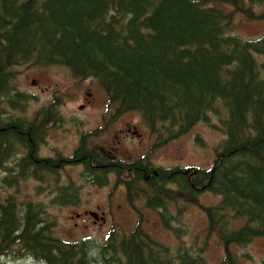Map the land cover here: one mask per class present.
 Masks as SVG:
<instances>
[{
  "label": "trees",
  "instance_id": "obj_1",
  "mask_svg": "<svg viewBox=\"0 0 264 264\" xmlns=\"http://www.w3.org/2000/svg\"><path fill=\"white\" fill-rule=\"evenodd\" d=\"M222 3L249 20L264 21V0H0V163L14 155L15 144L27 150L10 180H3L7 187L34 177L55 192L52 205L79 198L72 182L60 184L55 161H38L37 146L48 123L57 120L56 111L12 120L2 109L3 102L13 110L24 107L11 82L14 65H63L76 77H94L117 115H142L156 136L154 146L199 121L223 133L206 169L154 168L145 155L118 161L91 147L89 134L67 158L82 163L80 175L97 185L114 173L129 204L136 208L146 197L143 205L158 207L164 228L178 239L187 227L182 208L168 210L171 197L178 195L186 205L201 191L219 196L205 208L203 247L181 245L163 258L165 249L140 226L127 238L111 229L102 242L66 241L54 234L56 219L45 204L8 193L0 197V257L45 264H209L204 249L211 234L228 248L264 237V34L244 40L227 33L234 12L214 5ZM217 264L238 263L230 252Z\"/></svg>",
  "mask_w": 264,
  "mask_h": 264
},
{
  "label": "rangeland",
  "instance_id": "obj_2",
  "mask_svg": "<svg viewBox=\"0 0 264 264\" xmlns=\"http://www.w3.org/2000/svg\"><path fill=\"white\" fill-rule=\"evenodd\" d=\"M221 6L227 11L232 9L227 4H221ZM255 9L259 10L260 6L256 5ZM233 24V33L245 39H248V37L256 38L264 34L263 22L247 21L240 13L234 14ZM15 73L14 81L20 91L25 93L27 97L24 107L16 109L15 112L17 113L14 114L15 117L22 116L20 118H27L36 115L40 107L53 100L54 95H59L53 94V91L56 89L62 95V98L57 102L58 105L60 104L59 108L63 117L67 119V123L61 128L53 129L47 135V141H45L44 145L47 154L60 152L63 155H67L76 144L78 138L76 129L79 122L82 121L83 124L80 125V128L83 130L97 125L102 120L104 111V105L102 103L105 102L106 97L92 78L77 80L69 74L66 68L57 65L47 67L25 65L20 66L18 71L15 70ZM88 87L94 92L93 99L91 97L87 98V95L84 94L88 90ZM81 104H85L86 106L83 109H79L78 106ZM210 115L211 120L216 122V116ZM110 125L108 132L99 138L101 140L99 141L100 144L113 146L118 136V139H121L120 146L116 147L118 153L136 155L147 150L153 152L152 158L156 163L168 167H172L173 165H191L200 168H209L215 157V150L223 138V135L218 130L210 127L204 121H199L190 131L177 139L166 143L165 146L153 148V140L148 139L144 145L138 144L137 146L136 143L134 145L129 144L127 136L123 137L126 129L130 130L133 126L140 129V132L143 134L144 132L141 130L146 132L141 120L136 114L124 115L118 120L116 125ZM78 170V167H66L61 171L62 180L67 181L69 177L79 179ZM110 183V188L108 186L96 188L86 185L81 180L79 184L85 186L81 187L82 200H79L74 205L65 204L61 207L47 204L52 197V188L48 185V182L34 178L23 181L18 191H15L13 188L8 189L5 186L6 184H2V187H0V197L4 199L8 193L15 192V195L19 194L21 198L42 201L41 203L46 205L47 211L51 213L50 215L53 214L52 216L56 219L54 234L63 239L72 241H78L83 238L103 240L107 230L112 227V223L118 227L119 231L128 233L135 226L137 220V214L131 210L126 200L124 201L123 192L118 190L109 197L113 185L112 177ZM35 185L37 186L35 187ZM111 199L113 202L109 203ZM173 199H175L174 205L181 202H179L180 198L176 194L171 197V201ZM218 200L219 198L217 196L209 193H202L198 197L189 199L182 220L187 224L190 233L184 240H178L180 244L181 242L182 244L186 242L192 244L194 235L201 233L202 235L199 236L201 239H194V246H199L200 248L204 246L203 238L206 236L204 227L207 223L205 208L210 204H215ZM180 205L182 206V204ZM137 208L147 216L146 211L149 210H144V205H137ZM85 210L105 211L106 220L103 222L99 220L94 223L92 218H88L82 214ZM76 213H79L78 217H76ZM237 224H240V222H237ZM144 226L152 234L151 237L153 239L166 245L169 250L171 249L170 251L177 249L179 243L168 230L161 228L159 217L155 212L151 211L148 214V222ZM208 238L204 254L210 264H216L226 255V250L218 242L216 234H211ZM232 249L236 255H246L240 259L242 264H264V239L262 238L254 239L245 247L232 246ZM0 264L45 263L26 257L11 260V258L3 256L0 257Z\"/></svg>",
  "mask_w": 264,
  "mask_h": 264
},
{
  "label": "flooded vegetation",
  "instance_id": "obj_3",
  "mask_svg": "<svg viewBox=\"0 0 264 264\" xmlns=\"http://www.w3.org/2000/svg\"><path fill=\"white\" fill-rule=\"evenodd\" d=\"M85 94L89 97V96H91V93L90 92H88V91H86L85 92ZM87 97V98H88ZM91 99H93V98H91ZM88 101L89 102H91V100H89L88 99ZM86 105L85 104H81V105H79V107L80 108H84ZM48 125L49 126H51V124L50 123H48ZM52 127V126H51ZM135 129V128H134ZM127 131H130V135H131V139L133 140L134 139V136H132V134H135L136 132H135V130L134 131H131V130H129V129H127ZM137 137H138V139H139V144L140 145H142L143 144V140H141V136L139 137V134L137 135ZM116 138H118V136L116 137ZM78 140H79V138H78ZM78 140H77V142H78ZM97 140L98 139H96L95 140V144L98 146V143H97ZM141 140V141H140ZM46 141V137L44 138V140L43 141H41L39 144H38V146H37V150H36V152H37V157H38V161H40V160H43V159H50V160H52V161H55L54 162V165H52V167H55V169H57V170H59V169H61V168H63L64 166H73V165H77V167H79V168H81L82 170H83V168H84V165L82 164V163H80V162H77V164H70V163H68V160L66 159V158H64V156H63V154L62 153H60V152H58V153H53V154H51V155H48V154H44V152H43V149L45 148L44 147V142ZM94 148H96V147H94ZM73 155V154H72ZM71 155V156H72ZM154 168H161L159 165H155V167ZM151 169V174H155L156 175V172H155V169ZM113 178H114V180H113V182H114V187H117L118 185H119V183L116 181V176L114 177L113 176ZM119 187H123L122 185H119ZM97 209H99V207H97ZM85 213H87V214H89L90 212H85ZM84 213V214H85ZM87 214H85V215H87ZM101 215H103V211H100V214H99V216H98V218H100V216ZM97 218V219H98ZM99 220V219H98ZM95 223V222H94Z\"/></svg>",
  "mask_w": 264,
  "mask_h": 264
}]
</instances>
